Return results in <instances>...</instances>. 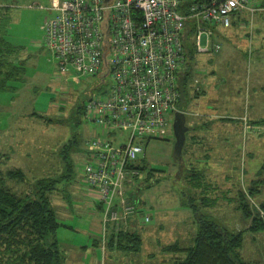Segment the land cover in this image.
<instances>
[{
    "label": "rangeland",
    "instance_id": "rangeland-1",
    "mask_svg": "<svg viewBox=\"0 0 264 264\" xmlns=\"http://www.w3.org/2000/svg\"><path fill=\"white\" fill-rule=\"evenodd\" d=\"M49 1L0 0L9 13L7 38L18 47L17 57L25 60L26 68L24 80L14 90L0 92V177L17 193L29 191L37 178L58 179L50 198L63 223L57 232L63 263L162 264L160 260L175 256L169 245L192 243L196 221L187 203L191 199L200 216L226 229L243 231L240 254L249 264H264V232L250 231V218L231 199L236 197V187L246 190L256 184L259 192L254 196L244 192L253 215L264 199V7L243 11L228 27L212 26V41L221 45L218 51L193 52L178 101V110L192 127L180 155L170 126L162 136L141 140V187L128 191L149 214L146 226H154L160 218L164 221L166 214L173 217L176 209L192 213L189 220H180L186 230H142L143 225H137L143 236L138 252L107 250L104 255L100 245L108 244L105 230L99 233L89 228L93 217L100 216L89 204L98 193L81 176L88 152L85 141L102 129L82 112L90 93L106 87L109 79L102 82L99 75H86L75 80L72 71L59 70L45 46L42 26L54 13ZM125 135L117 136V143ZM13 168L22 169V180L6 177ZM187 169L204 173L196 189H191ZM216 184L218 189L231 187L232 192L217 197ZM201 195L206 198L202 200ZM196 196L200 199H192ZM95 239H99L97 244L101 241L99 246L92 243ZM75 245L82 246L81 251Z\"/></svg>",
    "mask_w": 264,
    "mask_h": 264
},
{
    "label": "built area",
    "instance_id": "built-area-1",
    "mask_svg": "<svg viewBox=\"0 0 264 264\" xmlns=\"http://www.w3.org/2000/svg\"><path fill=\"white\" fill-rule=\"evenodd\" d=\"M255 1L50 0L54 13L42 26L59 70H72L75 80L109 79L90 93L82 112L102 129L85 141L82 170L83 180L97 190L104 225L125 224L141 212L128 188L141 187L136 162L141 140L164 135L178 110L185 42L198 52L218 51L212 26L228 27L243 11L255 12Z\"/></svg>",
    "mask_w": 264,
    "mask_h": 264
},
{
    "label": "trees",
    "instance_id": "trees-1",
    "mask_svg": "<svg viewBox=\"0 0 264 264\" xmlns=\"http://www.w3.org/2000/svg\"><path fill=\"white\" fill-rule=\"evenodd\" d=\"M184 1L188 2V0ZM255 5L263 8L264 0H256ZM8 24V9L0 5V92L14 90L16 83L24 80L26 71L25 60L17 57L18 47L7 38ZM184 45L189 63L195 48L189 42H185ZM181 84L180 81V92ZM199 162L205 161L199 160ZM137 167L140 170L144 168L140 164ZM66 168L70 171L71 165H67ZM186 172L188 179L192 180L191 189L201 185L199 183L204 176L201 170L187 169ZM81 174L83 178V170ZM23 175L24 172L20 168L8 169L6 172L7 178L15 180H22ZM57 181L58 179L53 177L37 178L29 191L17 193L7 186L3 177H0V264H64L65 255L57 238L58 228L63 223L60 222L50 198L51 192L56 189ZM208 188L210 189V186ZM213 189H217V197L219 194L224 197L226 192H232L231 187L219 188V190L217 184L213 186ZM244 192L254 196L259 189L256 184L248 185L246 190L236 187L233 190L236 197L231 199H236L237 208L250 218L249 230L264 232V199L258 204L257 213L253 215ZM198 197L200 199V196L192 199ZM205 198L206 196L201 195L202 200ZM192 201L190 199L187 202L193 207L197 224L192 243L186 246H180L178 243L169 245L168 248L175 256H172V260L168 258L159 262L162 264H249L239 252L243 231L226 229L204 215L200 216ZM120 227V222L109 223L106 231L108 246L138 249L141 243L139 232L135 229Z\"/></svg>",
    "mask_w": 264,
    "mask_h": 264
},
{
    "label": "crops",
    "instance_id": "crops-1",
    "mask_svg": "<svg viewBox=\"0 0 264 264\" xmlns=\"http://www.w3.org/2000/svg\"><path fill=\"white\" fill-rule=\"evenodd\" d=\"M49 6H50V1H49ZM261 7H257V9H260ZM241 14V13H240ZM239 14V15H240ZM238 15V16H239ZM236 18H234L233 19V21H232V23H234V22H236ZM251 28H252V26H250ZM187 42V41H186ZM50 51V50H49ZM196 52H198V51H196ZM51 53V52H50ZM52 55V54H51ZM52 57H53V55H52ZM54 58V57H53ZM192 58H193V55H192ZM191 60V59H190ZM54 61H55V63H56V65H57V62H56V60L54 59ZM188 62L186 63V67H185V69H184V71H186V72H183V74H182V77H181V82H183V79H185V77H186V74L185 73H187L189 70H188ZM58 67V66H57ZM187 69V70H186ZM68 71H72V70H68ZM182 87L183 86H181V89H182ZM180 97H181V93H180ZM180 99V98H179ZM177 107H178V104H177ZM179 109V108H178ZM177 111H180V112H182L183 114H184V116H185V113L182 111V110H177ZM176 112V111H175ZM175 112H173L174 113V118H175ZM174 118H173V120L171 121V119H170V124H169V126L170 127H172L173 128V122H174ZM241 125H242V123H241ZM184 126H186L187 127V130L185 131V139H186V133H187V131L189 130V127H191V125H189L188 124V122H187V117L185 116V121H184ZM169 128V127H168ZM192 128V127H191ZM168 130V129H167ZM153 137H158V136H153ZM153 137H149V138H147V139H150V138H153ZM185 139H184V142H183V145H184V143H185ZM183 147V146H182ZM137 164H139V156H138V158H137ZM137 201H138V203L140 204L141 202H140V200H139V198L137 197ZM89 204H90V206L94 209V211L96 212H98L99 211V214H100V216L99 215H97V216H95V217H93V219L90 221V224H89V228L90 229H97L98 231H99V233H100V231H102V233L104 232L103 230H105V233H106V231H107V228H108V225H109V223L110 222H107L105 225H104V223H103V211H102V206L98 203V201H97V199H96V197L94 198V199H92V200H90L89 201ZM141 205V204H140ZM141 207H142V205H141ZM179 208H182V207H179ZM140 210H141V212L139 213V214H137V215H133V216H130V218H128V222L127 223H121V227L120 228H128V229H135V230H137L135 227H137V225H143V228H142V230L143 229H149V230H152V228H155L156 230L158 229V230H160V229H164V228H166V229H168V228H176V230H179V229H185L186 230V228L184 227V226H181V225H179V223H180V220L181 221H183L185 218L187 219V220H189V218H192V213H189V212H186L185 214H182V213H180L178 210V212H176V209H174L173 211H174V213H173V217H171V218H169V215L168 214H166V215H164V216H162V217H164V221H162V218H160V221L159 222H156V224L154 225V226H146V224H145V222H143L142 221V218H141V215H143V214H147V215H149L147 212L145 213V211H143L142 210V208H140ZM193 212H194V210H193V208L191 209ZM168 215V216H167ZM166 216H167V218H166ZM193 217H194V215H193ZM150 218V217H149ZM151 219V218H150ZM149 219V220H150ZM194 222V221H193ZM110 227V226H109ZM196 229H197V224H196ZM141 230V231H142ZM138 232H139V230H137ZM88 234H89V232H87ZM91 234V233H90ZM103 235V234H102ZM140 237H141V235H140ZM96 240H99V239H95V240H93V244H95V245H97V246H99L100 244H101V241H99V244H97V242H96ZM141 240H143V236L141 237ZM105 243H107L106 242V240H105ZM103 244H104V242H103ZM106 246V247H105ZM143 245H142V241H141V243H140V245H139V248L138 249H136V250H134V249H124V248H117L116 246H108V244H106V245H100V248L102 249V251L104 252V255L106 254V251L107 250H110V251H114V250H116V251H125V252H127V251H135V253L136 252H138L140 249H141V247H142ZM75 248V250H78V249H80V251H81V249H82V246L80 247V246H78V245H75L74 246ZM161 263V262H160ZM141 264H144V262L143 263H141Z\"/></svg>",
    "mask_w": 264,
    "mask_h": 264
},
{
    "label": "water",
    "instance_id": "water-1",
    "mask_svg": "<svg viewBox=\"0 0 264 264\" xmlns=\"http://www.w3.org/2000/svg\"><path fill=\"white\" fill-rule=\"evenodd\" d=\"M106 22V19L104 20V24ZM185 116L182 112L176 111L175 112V118L173 122V130L176 135V151L180 155V151L183 146V142L185 139V131L187 130V127L184 126ZM181 165V163H180Z\"/></svg>",
    "mask_w": 264,
    "mask_h": 264
}]
</instances>
